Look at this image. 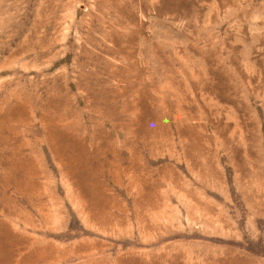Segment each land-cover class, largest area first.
<instances>
[{
    "label": "rangeland",
    "instance_id": "obj_1",
    "mask_svg": "<svg viewBox=\"0 0 264 264\" xmlns=\"http://www.w3.org/2000/svg\"><path fill=\"white\" fill-rule=\"evenodd\" d=\"M0 264H264V0H0Z\"/></svg>",
    "mask_w": 264,
    "mask_h": 264
}]
</instances>
